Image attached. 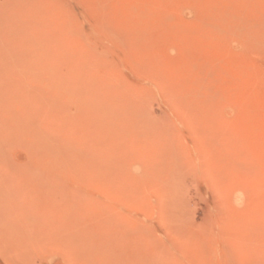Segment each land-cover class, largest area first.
<instances>
[{
	"label": "rangeland",
	"instance_id": "obj_1",
	"mask_svg": "<svg viewBox=\"0 0 264 264\" xmlns=\"http://www.w3.org/2000/svg\"><path fill=\"white\" fill-rule=\"evenodd\" d=\"M0 264H264V0H0Z\"/></svg>",
	"mask_w": 264,
	"mask_h": 264
},
{
	"label": "bare ground",
	"instance_id": "obj_2",
	"mask_svg": "<svg viewBox=\"0 0 264 264\" xmlns=\"http://www.w3.org/2000/svg\"><path fill=\"white\" fill-rule=\"evenodd\" d=\"M49 153V152H48ZM48 155V154H47Z\"/></svg>",
	"mask_w": 264,
	"mask_h": 264
}]
</instances>
